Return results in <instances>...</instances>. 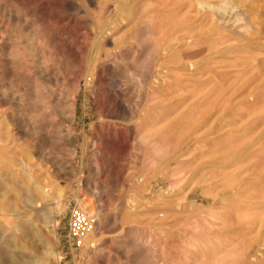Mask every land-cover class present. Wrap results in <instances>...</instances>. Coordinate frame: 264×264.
<instances>
[{
  "label": "rangeland",
  "instance_id": "rangeland-1",
  "mask_svg": "<svg viewBox=\"0 0 264 264\" xmlns=\"http://www.w3.org/2000/svg\"><path fill=\"white\" fill-rule=\"evenodd\" d=\"M7 1L27 7L37 17L29 23L0 21V49L4 50L3 53L0 50V96L4 97L0 102V113L4 112L0 123V161L3 155V158L13 160L12 165L0 162V264H165V255L174 254V242L165 239V231L170 235L171 231L180 230L179 234L184 238L186 232L182 230L188 224V213L204 214L198 219V225L212 235L209 248L215 249L217 256L212 258L216 263L233 264L235 260L252 264L254 259L242 258V252L254 255L261 244L260 258L264 264V141L242 155L253 138L264 139V0H221L224 5L219 0H208L209 5L206 0H151L153 8L158 9L156 16L160 20L178 18L198 22L204 13H210L218 31L222 30L221 33L229 38L227 45L232 46L229 52L218 54L215 60L210 132L216 142L212 158L214 166L211 167H207L205 155H202L203 143L195 144L196 137L205 136L208 128L197 132L199 124L191 109L193 102L186 99L188 95L175 96L169 91H159L158 99L150 96L153 90L146 82L153 76L152 63L141 65L148 60L147 49L139 54L140 64H132L135 52L122 51L125 61L118 69L121 75L117 74L121 79L119 84H123L124 91L126 89V107L131 110L125 116L127 119L115 114V91L99 66L94 70L95 92L88 88L86 75L94 34L86 28L84 20L96 21L102 8L114 5L113 1L118 5L127 4V0H95L93 4L89 0H71L77 5L72 12L65 7L66 0ZM137 1L133 0L135 13L146 2ZM6 3L0 0V7ZM217 8L220 12H215ZM12 11L17 13L16 8ZM0 14H3L2 9ZM135 30L136 27L127 29L123 37L135 41L132 37ZM22 31L28 32L34 40L26 38L20 33ZM46 31L51 34V46L43 38ZM18 42L23 44L20 46ZM29 42L38 57L48 64V70L40 76H33L24 63L26 60L32 62L25 49ZM108 49L114 47L109 45ZM10 52L19 60L14 67ZM124 67L128 68L127 72ZM140 84L143 86L141 93L138 92ZM52 102L62 108L54 110ZM72 107L77 109L75 123L67 119V112ZM202 111L199 115L201 123L205 118V106ZM147 112L151 114L150 123L159 125L154 127V132L144 128L143 117ZM150 131H156V134L152 135L149 144L139 141L141 136L150 135ZM86 138L89 145L97 144L99 152L96 161L93 151L88 150L86 163L89 167L81 163L83 154L80 152ZM160 139L167 143L164 142L165 154L155 160L149 149L150 142ZM196 147L200 150L194 153ZM75 148L79 150L77 156L74 155ZM183 154L185 156L181 157ZM181 162L187 171L198 174L195 181L164 177L166 173L180 169L178 164ZM95 166L102 176L110 177L103 176L105 179L91 183L85 179L80 181L81 175ZM144 169L157 177L143 189L137 186V192L134 182L111 178ZM30 176L34 181L29 180ZM59 190L60 200L57 199ZM77 198L91 200L97 211L92 246L82 243L84 236L78 238L71 228L73 214L79 209ZM209 212L216 217H210ZM160 214L165 216L159 217ZM116 216L127 220L124 225L112 228L109 225ZM249 227L253 232L256 230V235ZM124 229L134 234L131 242L135 240L146 246L150 254L136 260L126 259L119 243L123 240L117 239L121 231L125 233ZM174 241H178V237Z\"/></svg>",
  "mask_w": 264,
  "mask_h": 264
},
{
  "label": "bare ground",
  "instance_id": "bare-ground-1",
  "mask_svg": "<svg viewBox=\"0 0 264 264\" xmlns=\"http://www.w3.org/2000/svg\"><path fill=\"white\" fill-rule=\"evenodd\" d=\"M3 1H6L7 3H6V5L4 7H2V8L0 7V13H1V9L3 11V14L2 15L0 14V21L3 22L4 20H6L8 22H11V21H15V20H23V21L29 23V22L34 21L36 19L37 14L31 12L27 7L17 5L13 1H11V3L8 2L7 0H3ZM59 1H61V0H59ZM89 1H90L91 4H93V2H95V0H89ZM128 1L129 0H127V4H123V5H118L117 4V1H113L114 2V5H110V6L108 5L106 8H102V11L98 15V20L91 21L90 19L88 20L87 18L84 20L85 21V24H86V28L88 30H90L94 34V43H93V48L91 50L92 57L88 61L87 75H86V83H87L88 88L91 89L92 91L96 89V82L94 80V70H95V68L97 66H99L106 73V77H107V81H108L109 86L111 88H113V90L115 91V98L114 99H115V106L117 108V113L115 111L114 112H115L116 115H118L119 118H122L123 119L126 115L129 114V112L131 110L129 111L130 108L128 109L126 107L127 106L126 105V100L128 99V98L125 99L126 97H125V93L124 92L126 91V89L124 91L123 84H121V85L119 84L120 83V80H121V79L119 80V75H121V73L119 74L118 69L120 68L121 64L125 61L124 57L122 56V51L125 50V51L135 52V54H134V56L132 58V64H140L139 54L141 52H144V49H147L149 51V53L147 55V59L148 60H144L143 63H141V65H144L145 63H149V61H150V64L151 63L152 64L154 63V66L153 67H152V64L150 65L152 67V68L150 67V70L153 69L152 70L153 76L151 78V81L148 82V80H147L148 83L146 82V85L149 86V89H152L153 90V92L150 93V96L157 97V95L160 93L159 91H165V92H168L169 91V93L171 92L170 93L171 95H175V96L184 95V94L186 96L188 95L186 99H187V101L190 100V101L193 102L192 105H191V107H192L191 109H192V111L194 113V117L196 118L197 124H199L198 127H197V132L198 133H201V130L203 131L204 128H208V132L205 134V136H203V137H196L195 144L196 143H203V146H202L203 147L202 148L203 149V154L202 155L203 156L205 155L204 157L207 160V165H208L207 167L214 166L213 165V162H212V160H213L212 158L215 156V145L214 144L216 142V139L213 137V134L210 132L211 122H213L212 121L213 108L211 107V105H212V99L214 97V91H215L214 90V82H215L214 68H215V60L218 57L217 55L218 54L219 55L220 54H225V53H227V52L230 51V49H231L232 46L229 47L227 45V43L229 42L228 41L229 38L227 36L223 35L224 33L223 34L221 33V32H223L222 30H221V32L218 31L217 26L214 23L213 16L210 13H208V12L204 13L201 16L200 19L198 18L199 19L198 22H196V20H195L196 17L194 19L195 21H192V22L189 19L188 20L181 21V19H178V18L177 19H174V20H166V19L165 20H160L156 16V14H158V9L157 8H153V4L154 3L152 4L151 3L152 2L151 0H144L146 2L143 3V4H141L142 6L140 5L141 7H140V9H138L139 11L137 13L133 12V8L135 6L133 0L130 1L129 3H128ZM173 1H176V0H173ZM196 1H199V0H196ZM206 1H208V0H206ZM219 1H221V0H219ZM222 1H221V3H223V5H224V2H222ZM104 3H106V2H104ZM138 4H140V3H138ZM196 4L199 5V2L196 3ZM64 5H65V7L68 8L67 10L70 11V12L76 10V8H77V5H75L73 3V1H71V0H66L64 2ZM170 5H171V3H170ZM208 5H209V1H208ZM101 7H103V6H101ZM206 7H207V5L205 6V8ZM216 7H218V6H216ZM12 8H16L17 9V13H14L12 11ZM198 8H196V9H198ZM208 8L210 9L211 8V5L208 6ZM200 9H201V7H200ZM214 9H215V7H214ZM217 10H218V8L215 10V12ZM219 10L217 12H220ZM229 10H230V8H229ZM235 10H233V12ZM201 13L202 12H200V14ZM231 14H232V12H231ZM231 14L229 13V15H231ZM197 15H199V14H197ZM227 16H228V14H227ZM178 20H180V21H178ZM225 22H227V21L225 20ZM223 23H224V20H223ZM225 25H227V24L225 23ZM133 27L134 28L136 27V30L134 32V35L132 36L135 41L131 42V41H128V40L131 39V37L129 39H125L123 37V35L125 34V32H127V29L130 30ZM218 27H219V24H218ZM29 31H31V30H28V32ZM28 32L26 33V32H23L22 31L20 33H22L26 38H29L30 39V36H29ZM33 35H34V33H33ZM1 36H2V34H1ZM217 36H219V37L217 38ZM43 38L45 39V41L47 42L48 45L51 46V44H53V43L50 42V40H51V34H50V32L46 31L44 33V35H43ZM32 39L34 40V37L31 38L30 40H32ZM17 44L21 46L23 44V42H18ZM109 45H112L114 47V49H112V50L111 49H108V46ZM69 46H71V45L69 44ZM11 49H12V47H11ZM25 49L29 51L28 56H29L30 59H32V62H30L29 60H26V61H24V63L26 64V67L29 69V71L33 74V76L34 75L35 76H38V75L40 76L44 72H46L48 70V64L42 58L38 57L37 52H35L34 47L32 46V44H30V42H29V44H27L25 46ZM3 51L4 50H1L2 53H3ZM49 52L52 53L53 51L51 50ZM243 52H246V51H243ZM10 53L13 56L12 57L13 59H12L11 63L13 64L12 66L14 67L15 65H17L19 63V60L16 58V56L14 54H12V52H10ZM39 55H40V53H39ZM127 66L130 67V65H127ZM125 69H126L125 71L127 72L128 68L126 67ZM215 70H218V69H215ZM117 72H118L119 75L117 74ZM17 74H16V76H17ZM103 75H104V73H103ZM7 76L9 78V75H7ZM23 76H24V72H23ZM125 76L126 75H124L123 77H125ZM225 77L226 76L224 75V78ZM120 78H122V76ZM134 79H135V77H134ZM141 87L143 88V86L140 84V89L138 90V92H140V93H141ZM93 92H95V91H93ZM10 95H12V94H10ZM166 95H169V94H166ZM1 96H0V102L4 98V97L2 98ZM40 99H41V97H40ZM157 99H158V97H157ZM155 100H156V98L154 100L151 99L150 102L155 101ZM163 100H164V98H163ZM30 102H32V101H30ZM221 102H222V100H221ZM14 104H16V102ZM48 104H49V102H48ZM21 106H22V104H21ZM51 106L56 111H58L59 108H62L60 106V104L54 103V102L51 103ZM169 106H170V103H169ZM204 106H205V111H204L205 112V114H204L205 115V118L203 119V122L201 123V120H200L201 117L199 115H201V112H203L202 109L204 108ZM33 107H34V104H33ZM39 108H41V107H39ZM171 109H173V108H171ZM214 109H215V107H214ZM171 111H173V110H171ZM67 113H68L67 114V119H69L68 122L75 123L77 121V109H76V107H72V109H70V111H68ZM216 113H217V111H216ZM0 114H1V116H0V123H1L2 116L4 115V112L3 113H0ZM130 115H131V113H130ZM149 115H151L150 112H147L144 115V117H143V120H145V123H144L145 126H144V128L145 129H149V130H152L153 129V132H154V127L157 126L154 123H157V122H153V123L151 122L150 123ZM168 119H169V117H168ZM3 122L5 123V121H3ZM17 123H18V121H17ZM19 123H21V122H19ZM21 126L22 125H20V127ZM137 127H139V126H137ZM1 129H0V131H1ZM31 129H32V127H31ZM145 129H142V130H145ZM5 130L7 131V129H5ZM160 131H161V128H160ZM205 131H206V129H205ZM5 132H3V133H5ZM10 132H12V130ZM32 133H33V131H32ZM27 134H28V132H27ZM154 134H156V131H155V133H152V131H150V135L147 134L148 136H145V135L144 136H141V138L139 139V141H141L143 143H148L150 141V138ZM23 138H25V137H23ZM244 138L252 139V137H250V136H245ZM0 141H1V139H0ZM263 141H264V139H262V137L253 138V142L250 143L249 145H247L244 148L242 155L245 156L252 149L256 148L258 145L263 144L264 143ZM164 142L165 141H163L162 139L157 140V141H154V142H150V145L151 146H150L149 149L154 154L155 160H157L158 158H163L164 157V154H165V143H166V142L165 143ZM97 147L98 146L95 143L92 144V145H89V140L86 138L83 147H81L82 148V150H81L82 152H80V153L83 154L82 160H81V163L83 164V166H85L87 164L86 163V160H87L86 159V155L88 154V150L89 149H91L93 151L92 152V155L94 157L95 156H98L97 154L99 152L97 150ZM199 150H200L199 147H196L194 149V153H197ZM6 152H7V150H6ZM78 153H79L78 148H75L74 155L77 156ZM148 156H149V154H148ZM184 156H185V154L181 155V157H184ZM3 157H5V156L3 155ZM3 157L1 158V161H0L1 163L8 164V165H12L13 160H8V158H3ZM94 157H93V159L95 160L97 157H95V158ZM200 159H202V157ZM96 161H97V159H96ZM178 165H179L180 169H176L173 172H168V173H166L164 175V177L165 178H169V179L179 180V181H183V180L195 181V179L198 178V174H195L194 172H192L190 170L187 171L185 168H183V166L185 165L183 162L179 163ZM87 166L89 167L88 164H87ZM95 167L94 168H90L87 173L82 174L81 177H80V181H82V179H85L88 183H91V182H95L97 180H100L101 178L103 179L104 177H106V178L107 177H110L108 175L107 176H104L103 175L104 176L103 177L102 176V173L98 169V167L97 166H95ZM132 171L133 172H131V173L129 172L128 174H125V175H118V174L117 175H113V176H111V178L113 179V181L114 180L115 181H119V180H122V179L124 181H126V180L132 181V182L135 183V185H134L135 186V189L138 188L137 186H139V185L142 186V189H143V188L147 187V185L150 183V180H152L156 176V175L151 174L150 171H147V169H144V171H141L140 170L141 172L140 171H134V170H132ZM116 173H117V171H116ZM29 180L30 181H34V178L32 176H30ZM209 180H210V178H209ZM140 189H138V190H140ZM136 192H137V189H136ZM57 199L58 200L61 199V191L60 190L57 193ZM77 200H78L77 202L79 204V207H78L79 209L77 208L78 211L79 210L80 211H83V212H85L86 214L89 215L88 216V220L89 221H88L87 227L85 228V233H84V237H83L82 243H84L85 245H88V246L89 245L92 246L93 243H94V241H95V235H94V231H93V225H94V222H96V217L98 216L97 215V211H96L95 205L91 202V200H87L86 198H77ZM193 207H195V206H193ZM191 211H193V210H191ZM50 212H51V210H50ZM245 214H247V213H245ZM203 215L204 214H202V213H199L197 215H191L189 213L187 214L189 221H188V224L185 226V229L182 230L183 232L184 231L186 232V236L184 238H183V235H180L179 234L180 230L179 231H176V232H174V230H173V231H171V234L170 235L166 234V231H165V239H168V240L174 242L172 244L174 254H170L169 256H166L165 255V264H218L212 258V257L217 256L216 253L214 254V250L215 249L213 248L214 249L213 250L212 248H209V244H211V242H212L211 241L212 235L205 233L206 231L204 232L202 230V228L198 225V219L200 217H203ZM208 215L210 217L213 216V218L216 217L215 214L210 213V212L208 213ZM258 215H260V214L258 213ZM118 216L114 217V219L110 223L111 225H109V226H111L112 228H116L120 224H122V225L125 224V221L127 219L126 218H124V219L121 218L122 219L121 220L120 217H118ZM161 216L164 217L165 214H160L159 217H161ZM233 219H234V217H233ZM259 221H261V220H259ZM162 222H164V221H162ZM165 222H167V221H165ZM253 222H255V221H253ZM256 223L257 222H255L254 224H256ZM194 224H196V225L194 226ZM250 225H252V224H250ZM55 226H57V225H55ZM258 226L260 227V225H257V227ZM249 228H251V227H249ZM258 228H256V229H258ZM1 229H2V227H1ZM244 230H246V229H244ZM249 231L251 232L252 231V228ZM121 232L122 233L119 236H117V239H122L123 240L122 242H119V243L121 245V248L123 249L122 252H124V257L126 259H128V260H130V259L136 260L138 257H141V256L144 257L145 255L150 254L149 248H146V246L141 245L139 242L137 243L135 240L133 242H131V240H132L131 238L134 235L132 233V231L126 229L125 230V233H123V231H121ZM254 232H256V230H254ZM254 232L252 234L253 235H256V234H254ZM244 234H246V232ZM257 234H259V233H257ZM175 237L176 238L178 237V241H174V238ZM243 237L246 238V236H243ZM180 239H182V241H180ZM254 239H256V238H254ZM261 241H262V239H261ZM259 246H260L259 249H257L255 251V254L254 255H251L248 251L242 252V258H246V259L247 258H252V259H254L252 264H261V258H260V254H261V244ZM237 247H238V245H237ZM0 254H2V252H0ZM208 258H212V259L209 260ZM222 264H228V263H222ZM229 264H232V263L230 262ZM233 264H242V263H240L239 261H236L235 262V260H234L233 261ZM243 264H245V263H243Z\"/></svg>",
  "mask_w": 264,
  "mask_h": 264
},
{
  "label": "built area",
  "instance_id": "built-area-1",
  "mask_svg": "<svg viewBox=\"0 0 264 264\" xmlns=\"http://www.w3.org/2000/svg\"><path fill=\"white\" fill-rule=\"evenodd\" d=\"M88 215L83 211H75L71 221V228L78 238H82L88 225Z\"/></svg>",
  "mask_w": 264,
  "mask_h": 264
}]
</instances>
